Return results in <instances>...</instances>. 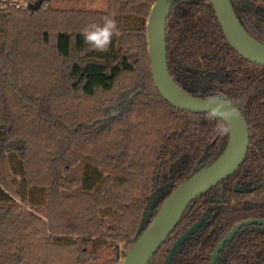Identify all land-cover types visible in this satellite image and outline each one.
<instances>
[{
	"label": "trees",
	"instance_id": "16d2710c",
	"mask_svg": "<svg viewBox=\"0 0 264 264\" xmlns=\"http://www.w3.org/2000/svg\"><path fill=\"white\" fill-rule=\"evenodd\" d=\"M36 1L0 6V264H121L163 201L221 156L228 132L218 129L226 125L159 96L146 42L155 0H106L103 9L97 0L81 9L41 0L30 10ZM229 2L264 44V0ZM105 16L120 34L95 51L81 30ZM165 43L174 83L193 97L227 101L249 131L240 169L188 206L149 262L164 264L174 242L204 219L171 264H208L232 227L264 220V67L227 44L207 0L173 3ZM32 193L41 201L31 203ZM94 241L103 247L92 250ZM216 264H264V229L237 232Z\"/></svg>",
	"mask_w": 264,
	"mask_h": 264
},
{
	"label": "water",
	"instance_id": "95a60500",
	"mask_svg": "<svg viewBox=\"0 0 264 264\" xmlns=\"http://www.w3.org/2000/svg\"><path fill=\"white\" fill-rule=\"evenodd\" d=\"M175 1L155 0L146 21L147 53L153 84L159 96L172 108L196 115H210L221 120L228 128V142L224 152L215 162L187 179L163 201L149 226L128 249L121 264H149L174 231L188 206L199 196L232 177L244 163L249 147L247 124L236 108L219 98L193 97L181 90L172 80L167 64L165 26ZM207 1L227 44L244 60L264 67V44L251 38L241 27L229 0ZM40 4L41 0H37L29 9L36 10ZM236 191L242 189L236 188ZM203 224L204 220H199L174 242L164 264H171L179 247ZM251 226L264 229V220H246L232 227L215 246L208 264H216L219 254L236 233Z\"/></svg>",
	"mask_w": 264,
	"mask_h": 264
},
{
	"label": "clouds",
	"instance_id": "9594fccd",
	"mask_svg": "<svg viewBox=\"0 0 264 264\" xmlns=\"http://www.w3.org/2000/svg\"><path fill=\"white\" fill-rule=\"evenodd\" d=\"M120 30L114 17L105 16L102 24L92 23L81 30L86 45L92 50L106 52L112 42L113 36H118ZM218 131L227 134L228 128L221 126Z\"/></svg>",
	"mask_w": 264,
	"mask_h": 264
},
{
	"label": "rangeland",
	"instance_id": "374dc122",
	"mask_svg": "<svg viewBox=\"0 0 264 264\" xmlns=\"http://www.w3.org/2000/svg\"><path fill=\"white\" fill-rule=\"evenodd\" d=\"M5 1L16 2L17 0H0V6H2L3 2H5ZM105 4H106V0H97V3L95 4V8L96 9H103L105 7ZM18 5L24 6L23 1H20L18 3ZM53 5H54L55 8H59V9H81V8L89 7L87 5V3L85 1H83V0H81V1L80 0H72L70 2H67L66 4L60 3L58 1H54ZM32 194H31V197H32L31 198V203H33V202L35 203L37 201H41L40 200L41 197H40V195H38V193L37 194H33V195ZM13 198H14L15 201L20 202V198L19 197L15 196ZM148 217H149V213L146 214L145 220H147ZM102 247H103V245L98 243V242H96V241H94L91 244L92 250H98V249H100ZM120 249L122 250V246H120Z\"/></svg>",
	"mask_w": 264,
	"mask_h": 264
},
{
	"label": "flooded vegetation",
	"instance_id": "af4514ba",
	"mask_svg": "<svg viewBox=\"0 0 264 264\" xmlns=\"http://www.w3.org/2000/svg\"><path fill=\"white\" fill-rule=\"evenodd\" d=\"M239 189H242V191L244 190L243 188H239ZM235 190H236V188H235ZM242 191H239V192H242ZM204 220V219H203ZM204 222H205V220H204ZM204 225V224H203ZM217 262V261H216Z\"/></svg>",
	"mask_w": 264,
	"mask_h": 264
}]
</instances>
